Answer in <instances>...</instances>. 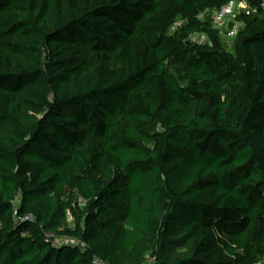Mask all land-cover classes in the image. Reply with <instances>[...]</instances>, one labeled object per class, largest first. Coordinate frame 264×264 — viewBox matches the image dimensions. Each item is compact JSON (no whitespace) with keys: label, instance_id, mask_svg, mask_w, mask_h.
I'll list each match as a JSON object with an SVG mask.
<instances>
[{"label":"trees","instance_id":"trees-1","mask_svg":"<svg viewBox=\"0 0 264 264\" xmlns=\"http://www.w3.org/2000/svg\"><path fill=\"white\" fill-rule=\"evenodd\" d=\"M231 1L0 0V264H264V0L232 49L199 18Z\"/></svg>","mask_w":264,"mask_h":264},{"label":"built area","instance_id":"built-area-1","mask_svg":"<svg viewBox=\"0 0 264 264\" xmlns=\"http://www.w3.org/2000/svg\"><path fill=\"white\" fill-rule=\"evenodd\" d=\"M249 9L250 6L248 0H232L221 8L208 9L201 12L199 18L204 20L207 17H210L212 26L218 30L228 49H232L238 32L243 28V22L238 16L249 12ZM191 40L197 43H208L209 37L205 33H195L191 35ZM72 242L79 244L77 240H72ZM96 263L106 264L101 260H97Z\"/></svg>","mask_w":264,"mask_h":264},{"label":"rangeland","instance_id":"rangeland-1","mask_svg":"<svg viewBox=\"0 0 264 264\" xmlns=\"http://www.w3.org/2000/svg\"><path fill=\"white\" fill-rule=\"evenodd\" d=\"M71 222H72V218L70 217V218H69V223H71ZM61 239H62V238H61Z\"/></svg>","mask_w":264,"mask_h":264}]
</instances>
